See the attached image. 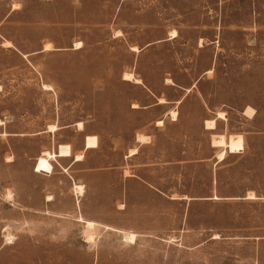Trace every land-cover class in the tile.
<instances>
[{"label":"rangeland","instance_id":"rangeland-1","mask_svg":"<svg viewBox=\"0 0 264 264\" xmlns=\"http://www.w3.org/2000/svg\"><path fill=\"white\" fill-rule=\"evenodd\" d=\"M0 264H264V0H0Z\"/></svg>","mask_w":264,"mask_h":264},{"label":"bare ground","instance_id":"bare-ground-1","mask_svg":"<svg viewBox=\"0 0 264 264\" xmlns=\"http://www.w3.org/2000/svg\"><path fill=\"white\" fill-rule=\"evenodd\" d=\"M81 46H82V43L81 42H79V43L76 44L77 49H79ZM45 50H50V48L47 47ZM132 78H133V75L132 74H125L124 75V80H126V81H132ZM138 83H139V81H138ZM246 114H252V109L249 108L246 111ZM224 116H225L224 113H218V117L219 118H224ZM172 117L174 118V120H176L177 119V113L176 112H173ZM160 123H162V121ZM78 125H79V128L81 130L84 128L83 123H79ZM54 128H55L54 126H51L49 130H51V129L53 130ZM206 129H208V130H215L216 129V120L207 121L206 122ZM137 139L139 141L143 142L147 138L144 137V136H138ZM212 146L214 148H221V151L217 154V158H218L219 162H221V161H223L226 158L227 151L229 149L243 148L245 146V142H244V137L242 135L231 136L229 138H226L224 135H221V136L214 137L213 142H212ZM136 153H137V150H132L131 151V155H134ZM77 160L78 161H81L82 160V157L80 155L77 156ZM76 190L78 192H82V188L80 186H78L76 188ZM215 198H217V197H215ZM247 198L248 199H255L254 195H248ZM87 227H88L89 230H94L95 229L94 222H87ZM215 237L217 238L218 236L216 235ZM126 238L130 242L136 241V235L135 234H130ZM88 239L90 241H93V239H94L93 235L92 234H89Z\"/></svg>","mask_w":264,"mask_h":264}]
</instances>
